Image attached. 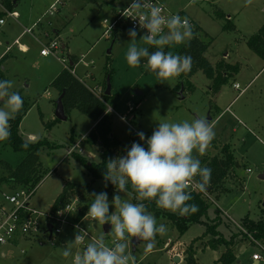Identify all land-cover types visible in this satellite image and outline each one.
<instances>
[{"label": "rangeland", "instance_id": "374dc122", "mask_svg": "<svg viewBox=\"0 0 264 264\" xmlns=\"http://www.w3.org/2000/svg\"><path fill=\"white\" fill-rule=\"evenodd\" d=\"M128 1L68 0L61 6L57 24L62 29V38L69 42L71 54L77 59L86 55L87 62L94 61L89 66L80 64L78 75L102 98L107 90L104 83L109 76H106L107 67L113 71L109 105L116 112L110 111L112 127L116 136L127 145L116 150V157L126 155L135 132L142 131L147 138L160 122H191L196 118L207 120L210 116L215 137L204 154H197L198 158L200 161L215 156L222 159L223 148L228 145L236 165L222 181L221 193L206 191L204 194L210 208L203 221L211 224L220 215L217 230L227 240L238 235L235 239L237 262L234 264H252V256L258 251L257 239L245 234L244 218L264 220V61L248 47L247 40L264 25V0H253L250 6L245 5V0H163L172 11L183 12L191 23L195 21L200 26L201 39L209 43L205 56L212 66L216 67L222 61L236 67V71L222 69L221 73L229 75L230 80L219 90L213 87L212 80L198 71L190 79L194 89L189 86L185 91L182 87L177 94L173 89L179 83L178 78L163 82L144 66L146 63L139 68L128 65L129 29L119 27L113 33L104 34V21L110 23L115 12ZM221 13L236 29H224L229 22L220 18ZM143 36L138 32L137 45L150 46L140 40ZM185 44L165 46L164 51L179 55ZM15 65L8 73L9 81L13 83L11 91L19 93L27 107L32 106L20 124V133L29 141V135L34 134L38 140L46 139L59 145L54 149L45 146L39 151L46 175L35 188L26 187L34 189L32 205L39 210H50L70 182L77 186L70 189L69 201H77L80 207H88V210L94 200L92 193H107L110 212L115 211L111 205L114 195L138 203L128 192L120 193L108 183L105 186V180L92 177L71 155L73 151L84 157L90 155L91 149L85 138L94 121L78 109L66 114V120L56 121L55 102L59 94L51 84L64 65L52 56L40 57L38 54L21 58ZM236 84L239 88H235ZM0 108L8 110L2 101ZM94 148L96 157L90 155L88 159L100 160L102 148ZM25 157L26 153L15 151L7 141L0 142L1 190L24 187L3 179ZM156 220L166 226V234H157L155 247L148 252L145 242L133 251L130 241L127 251L133 257V264H185L190 247L195 251L198 264H218L217 260L226 251L225 246H219L217 250L208 247L214 237L206 234L205 225L193 224L181 236L168 217ZM94 224L91 225L92 236L85 244L74 243L78 233L68 230L59 237L62 241L54 245L41 246L38 242L33 244L25 240L18 244H0V264H73L74 255L82 253L88 243L101 236L108 246H114L115 239H111L116 238L114 233L111 230L105 233L104 225ZM66 247L72 252L69 257L63 255ZM176 256L180 258L179 262H175Z\"/></svg>", "mask_w": 264, "mask_h": 264}, {"label": "clouds", "instance_id": "9594fccd", "mask_svg": "<svg viewBox=\"0 0 264 264\" xmlns=\"http://www.w3.org/2000/svg\"><path fill=\"white\" fill-rule=\"evenodd\" d=\"M252 2L245 0V5L250 6ZM143 7L145 0H132L130 8L137 10L138 14L128 17L134 21L138 19L139 27L147 30L140 40L157 50L150 52L147 47H139L136 28L129 29L131 42L126 53L128 65L139 68L142 58H146L144 66L163 82L188 73L192 58L165 52L164 48L194 39L193 25L187 17L182 19L178 14L166 17L159 6L151 7L147 14L139 12ZM12 88L11 81H0V101L8 109L0 108V142L10 139L9 121L23 107L22 97L11 91ZM137 135L147 144V148L134 142L126 155L110 158L105 166L104 179L105 186L111 182L120 193H127L130 185L139 202L133 203L129 199H122L120 195H114L111 205L115 211L110 212L107 193H92L94 200L86 216L100 225L110 224L117 242L110 247L103 236L94 239L82 253L74 255L73 264H133V257L127 249L134 239L145 242L146 252L154 249L157 234L165 235L167 229L164 224L157 223L144 201L155 202L158 208L180 216L198 211L196 204L189 203L192 200L190 186L198 185L204 191L210 183L211 169L201 166L197 154H204L214 139L212 125L203 118L191 122H160L150 137L146 138L142 131ZM81 239L80 234H77L74 243H79ZM63 255L69 257L72 252L66 247Z\"/></svg>", "mask_w": 264, "mask_h": 264}, {"label": "trees", "instance_id": "16d2710c", "mask_svg": "<svg viewBox=\"0 0 264 264\" xmlns=\"http://www.w3.org/2000/svg\"><path fill=\"white\" fill-rule=\"evenodd\" d=\"M219 16L220 18L225 19L229 22V19L226 18L224 13H221ZM192 25L194 28L195 38L186 43L179 51V55H187L192 58L191 70L186 74H182L178 78L179 83L173 89L176 94L179 90H182V87L185 91L189 86L194 89V86L190 79L198 71H202L208 79L213 81V87L216 90H219L230 80L229 75L224 76V74L221 73L223 68L236 71V67L225 65L222 61L219 62L216 67L211 65L210 61L205 56V52L209 48V43L201 39L199 33L202 32V29L200 28V26H198L194 21ZM224 29L233 30L235 29V25L229 22L224 26ZM247 45L264 61V25L256 34L249 37V39L247 40ZM147 48L150 52L157 50L152 45L148 46ZM71 61L75 62V57H71ZM146 62V58H142L141 64ZM108 75L112 82L113 71L112 69H108L107 67L106 76ZM5 80L7 81L2 71H0V81ZM104 83L106 87L107 80ZM51 86L58 91L59 96H62V104L66 114H70L73 109H78L80 112L91 118L96 123L86 136L85 143L88 144L89 147L98 145L100 146V148H102V151L100 153V160L92 161L74 151L71 153V155L75 157V159L92 177L105 180L104 173L106 172L105 166L107 161L110 158H116L115 152L117 149H119L120 147H127L124 142H122L116 135L113 134V116L110 114V112H108V103L112 98V94L107 95L105 90L103 98H99L69 69L62 70V72L52 82ZM27 109L28 108L23 100V107L21 111L16 113L14 117H12V119H10L9 121L11 125V136L7 141L15 151L26 153V157L16 169H13L11 171L10 175L7 178L5 177L3 179V181L15 183L24 187L35 188L46 175L41 167L42 164L40 163L39 159V151L45 148V146H49L51 147V149H54L58 148L59 145L49 142L46 139L29 141L23 137V135L19 131V127L24 116L26 115ZM56 121L61 120L56 118ZM131 140L133 143H141L142 146L147 148V144L144 141L140 140L136 132L133 133ZM223 152L224 157L222 159L215 156L209 160H201L202 167H208L211 169L210 183L206 188V191H208L209 193H215L217 191L221 193L222 190L220 186L222 184V181L228 176L229 172L236 165L233 153L228 145L223 148ZM197 180H199V177H197ZM107 183L111 188L116 189L115 186L111 184V182ZM75 186L77 185L71 182L66 184L62 193L54 202L53 209H57L62 204L69 202L71 198L69 195L70 189L74 188ZM128 193L131 194L134 198L137 195L131 189L130 185L128 186ZM191 195L192 200L189 201V203L196 204L198 207V211L185 216L173 214L169 211L158 208L155 202L144 201V203L147 209L153 212L156 219H158L159 217H168L173 222L181 236H183L193 224L205 225L206 234H211L214 237L208 243V247L213 250H217L219 246L226 247V251L220 256V258L217 260V263L234 264L235 262H237L235 239L238 235L232 237L231 240H227L223 236V234L217 230V227L221 222L220 215H218L219 217H216V219H213L211 224H207L206 222H204L203 218L207 217L210 205L203 198V195L201 193L191 191ZM84 209L88 210V207ZM85 211L79 214V218L84 215ZM244 227L246 228V235H251L254 239H257L264 243V220L255 221L249 216H246L244 218ZM185 264H198L195 257V251L192 247H190L187 251V260Z\"/></svg>", "mask_w": 264, "mask_h": 264}, {"label": "built area", "instance_id": "2783aa9c", "mask_svg": "<svg viewBox=\"0 0 264 264\" xmlns=\"http://www.w3.org/2000/svg\"><path fill=\"white\" fill-rule=\"evenodd\" d=\"M63 1L55 0L50 8L57 10V4H62ZM11 2L12 0H0V13L7 17H19L18 11L11 9ZM131 3L132 1L120 8L110 23H108V20L104 21L106 27L104 34L113 33L119 27L126 29L135 27L137 32L143 35L146 34L147 30L139 27L138 19L134 21L131 17H128L138 14L137 10L130 8ZM153 6H159L166 17L178 14L182 19L185 18L182 12L172 11L163 0H145V7L141 8L139 12L147 14ZM4 23L5 18H0V25ZM32 31L33 28L25 30L28 33H32ZM165 32H167V29H165ZM45 38L47 42L43 44L41 54L60 57L61 43L59 40L55 37L52 39L50 33H45ZM15 43L20 45L19 40ZM67 62L68 59H63L66 69L71 70L74 74L76 71L71 69ZM235 87L239 88V85L236 84ZM190 190L201 193L203 196L206 193V190L201 191L198 185H191ZM33 196L34 189L26 187L0 193V244H14L21 240L30 243L38 242L40 245L54 243L67 230H73L80 234L82 238L80 244H85L86 240L92 236L90 232L93 223L90 222L96 221L86 216L88 211L80 207L77 201H69L57 209L51 208L48 211H43L32 205ZM83 211H85L84 215L79 218V214ZM111 239H115V243L117 242L116 238L112 237ZM255 243L258 251L253 254V261L264 264V243L259 240H255Z\"/></svg>", "mask_w": 264, "mask_h": 264}, {"label": "crops", "instance_id": "0c3cea01", "mask_svg": "<svg viewBox=\"0 0 264 264\" xmlns=\"http://www.w3.org/2000/svg\"><path fill=\"white\" fill-rule=\"evenodd\" d=\"M54 1L55 0H52V2L50 0H12L10 7L11 9L18 11L19 17H7L6 15L1 14L0 18H5V23L3 25H0V71H2L7 81H9L8 73L11 71L13 67L16 66L15 65L16 61H19V59L25 58L27 56L35 57L37 54L40 57H49V56L42 55L41 50L43 49V44L47 42V39L45 38V33H50L52 36V39H54L55 37L61 43V51L59 53L60 57L59 56L58 57L52 56V57L57 59L59 62H61L64 65V69H66V67H65V64L63 63V59H68L69 66L71 67V69H74L76 71L74 74L77 76V78H79L84 83V80L82 79V77L78 75V68L80 64H83L84 66H89V64H93L94 61L91 60L90 62L88 61L89 62L88 63L86 61V58H87L86 55L83 56L82 58L77 59L73 54H71L69 42H65V40L62 38V32H61L62 29L61 27L57 26L59 22V17L61 15V6L64 5L68 0H64L62 4H59V5L57 4V10H52L50 7L54 3ZM130 1L126 2L123 6L127 5ZM116 13L117 11L115 12V14ZM228 18H231V16L229 15ZM36 23L38 24L36 25ZM28 28H33L32 33L25 32V30ZM17 40H19L20 45L15 43ZM34 45L36 46L34 47ZM71 57H75L76 61L72 62ZM94 93L99 98H102L96 92ZM47 94L49 95V93ZM59 97L60 96L58 95V98ZM58 98L56 99V102H55L56 109H57ZM109 103H108V112H110L113 109L115 110V108L109 105ZM31 107H32L31 105L27 107L28 108L27 112L30 110ZM55 115H56V110H55ZM210 123H211V120H210ZM95 124L96 123L93 122L91 129L95 126ZM113 134L116 135L114 133V129H113ZM87 135L88 134H86V136ZM29 138L31 141H38V138L34 134H30ZM78 146L80 147V144H78ZM94 147H89V149H91V151H89L91 157H96V153H95L96 149ZM93 161H98V160H93ZM12 190H6V189L1 190L0 189V193L5 192V191H12ZM51 208H53V206ZM85 210L88 211L87 209ZM94 223L92 224L93 226H95ZM72 231L73 230H68L69 233H72ZM60 240L61 239H58L56 242H59ZM19 242L20 241L14 244H18ZM50 244L54 245L55 242L50 243ZM252 264H257V262L253 261Z\"/></svg>", "mask_w": 264, "mask_h": 264}, {"label": "water", "instance_id": "95a60500", "mask_svg": "<svg viewBox=\"0 0 264 264\" xmlns=\"http://www.w3.org/2000/svg\"><path fill=\"white\" fill-rule=\"evenodd\" d=\"M111 88H112V83H111L110 77L108 76L107 90H106L107 95L111 94ZM56 118L59 120H66L67 119V115H66V112H65L63 104H62V96H60L57 100ZM210 119H211V117H208V119H207V121L209 123H210ZM262 178H264V175H262ZM50 229H51V225H50ZM104 230H105V233H108L111 230V225L110 224L104 225ZM140 243H142V241L139 242L135 239L133 241H131L133 251L137 250V247ZM179 261H180V258L178 256H176L175 262H179Z\"/></svg>", "mask_w": 264, "mask_h": 264}]
</instances>
